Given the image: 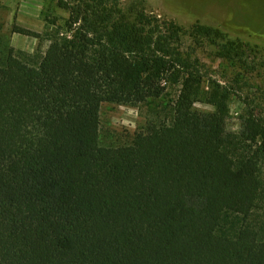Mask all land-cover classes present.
Segmentation results:
<instances>
[{"label": "trees", "instance_id": "16d2710c", "mask_svg": "<svg viewBox=\"0 0 264 264\" xmlns=\"http://www.w3.org/2000/svg\"><path fill=\"white\" fill-rule=\"evenodd\" d=\"M57 6L65 32L11 25L33 52L0 22V264H264L262 113L229 130L230 92L154 16L115 0ZM175 87L100 143L103 103L138 107Z\"/></svg>", "mask_w": 264, "mask_h": 264}, {"label": "rangeland", "instance_id": "374dc122", "mask_svg": "<svg viewBox=\"0 0 264 264\" xmlns=\"http://www.w3.org/2000/svg\"><path fill=\"white\" fill-rule=\"evenodd\" d=\"M115 3L122 11L130 7L142 10L154 16L164 28L175 31L174 48H179L186 59L197 61L196 67L202 75L228 89L229 130L239 128L240 117L246 111H259L264 116V0H115ZM0 5L3 30L10 34L11 44L17 49L33 52L38 41L10 33L12 24L40 33L56 27L66 30L68 13L57 6V0H0ZM201 30L211 36L199 35ZM231 42L241 47L238 56H231L222 47L226 43L230 49ZM48 43H41L42 51ZM176 90L169 88L168 95L138 107L103 103L100 143L108 145L125 132L135 131L153 116L148 109L156 103L166 104L176 95ZM195 106L211 110L202 103Z\"/></svg>", "mask_w": 264, "mask_h": 264}]
</instances>
